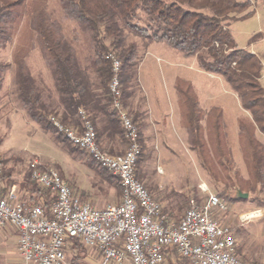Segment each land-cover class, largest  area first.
Instances as JSON below:
<instances>
[{"label":"rangeland","instance_id":"374dc122","mask_svg":"<svg viewBox=\"0 0 264 264\" xmlns=\"http://www.w3.org/2000/svg\"><path fill=\"white\" fill-rule=\"evenodd\" d=\"M26 1L30 4L37 2ZM249 1L248 11L253 14L230 23L228 29L239 48L246 49L259 58L262 65L259 82L264 89V41L256 42L264 36V7L262 0ZM44 2L51 20L61 27L64 40L73 48L75 58L83 69L92 56L88 34L81 31L75 22L64 17L58 0ZM26 22L27 12L20 14L10 42L0 48V62L11 64L4 74L0 90L1 166L9 173L12 182L20 181L28 174L29 162L37 159L44 167L57 169L74 194L93 206L100 207L102 204L97 203L107 199L109 192L117 194L116 179L98 168L83 151L73 147L61 134L45 131L32 121L16 97L12 58L22 56L36 80L40 99L47 108L57 109V94L51 72L36 42L29 36ZM132 22L144 26V14L140 12ZM124 32L126 40L137 45L135 80L131 85L126 112L130 117L133 113L138 115L142 145L139 181L146 185L148 191L150 186L158 192H165L164 194L184 197V210L190 197L201 199L200 186H205L209 192L218 195L225 203L226 210L216 212L214 216L221 225L229 228L238 253L239 229L246 228L248 223L258 222L262 225L261 218L264 219V212L263 217L251 218L247 222L239 219L245 209L264 208V184L252 187L249 158L244 149L245 144L239 137V124L247 122L250 114L241 108L238 95L224 79L202 71L196 64L195 57L185 58L166 44L153 42L149 53L142 60L150 43L144 47V40L139 36L127 29ZM179 61L182 65L177 64ZM176 78L196 99L200 108L202 156L190 150L185 130L186 110L176 88L175 93L172 90ZM208 111L213 112L210 115ZM216 114L220 116L219 146L228 159V163L224 165H220L219 160L214 157L215 143H210V139L213 141L210 125ZM254 137L264 147V135L255 130ZM144 176L146 183L143 181ZM101 179L108 180L110 185L103 187ZM238 192L246 194V197L239 198ZM107 204L109 203L104 205ZM66 253L70 259L72 252L68 247Z\"/></svg>","mask_w":264,"mask_h":264},{"label":"trees","instance_id":"16d2710c","mask_svg":"<svg viewBox=\"0 0 264 264\" xmlns=\"http://www.w3.org/2000/svg\"><path fill=\"white\" fill-rule=\"evenodd\" d=\"M44 1L37 0L30 4L26 0H0V48L10 42L17 19L20 14L27 12L28 34L36 42L55 85L57 109H49L40 99L36 80L30 74L23 57L12 58L14 91L22 109L32 121L55 135L57 133L48 120L50 116L80 130L79 111L84 115L87 111H93L99 106L100 97L105 101L102 106L116 117L108 89L112 77L111 62L107 57L109 54L120 62L119 101L126 110L131 85L135 80L137 51V45L126 40L124 29H127L144 40V47L152 42H162L185 58L195 57L202 71L224 79L238 95L241 108L250 114L247 122L239 124V137L245 144L244 149L249 158L252 187L264 184V147L254 137L255 130L264 135V89L259 82L262 65L255 54L237 47L227 29L230 23L253 14L248 11L249 0H58L64 17L75 22L89 36L92 56L83 69L75 58L73 48L64 40L61 27L51 20ZM262 4L264 7V0ZM140 12L144 14V26L132 22ZM10 67V63L0 62V90L4 74ZM175 88L186 110L185 130L190 150L202 156L200 108L196 99L180 83L177 82ZM211 112L208 111V114L211 115ZM217 116L210 125L213 135L210 143H215L214 157L220 165H224L228 159L219 146L220 116ZM131 119L139 134L138 115L133 113ZM88 121L93 126L92 121ZM139 143L141 152L136 162L138 181L142 153L140 134ZM6 177L9 175L1 166L0 181ZM11 183L9 180L7 186ZM20 186L28 194L25 203H43L46 209L49 207L47 190L30 179L29 169ZM84 249L76 238L68 241L73 264H79V254Z\"/></svg>","mask_w":264,"mask_h":264},{"label":"built area","instance_id":"2783aa9c","mask_svg":"<svg viewBox=\"0 0 264 264\" xmlns=\"http://www.w3.org/2000/svg\"><path fill=\"white\" fill-rule=\"evenodd\" d=\"M107 57L112 71L108 89L125 140L124 152L111 156L102 151L92 124L81 111L80 130L53 116L48 120L73 147L116 179L120 201L95 207L74 195L57 169L46 168L33 159L28 164L29 177L47 190L49 207L25 203L13 186L0 197V230L7 225L15 230V249L22 264H73L66 253L72 238L83 247L96 250L102 264H120L125 260L131 264H161L170 249L189 264H250L237 255L229 228L214 216L226 210L225 203L205 186L199 187L201 199L190 197L181 218L173 221L138 181V129L119 101L120 62L112 54ZM258 216L260 212L253 211L239 219L246 221Z\"/></svg>","mask_w":264,"mask_h":264},{"label":"crops","instance_id":"0c3cea01","mask_svg":"<svg viewBox=\"0 0 264 264\" xmlns=\"http://www.w3.org/2000/svg\"><path fill=\"white\" fill-rule=\"evenodd\" d=\"M263 41H264V36L263 38L261 37L256 42L261 43ZM152 43L149 44L146 51L144 52V55L142 56V60L144 56L149 53L150 46ZM177 64L182 65L181 61H179ZM169 65L171 64L169 63ZM190 69L193 68L190 67ZM176 83H177V78L174 79L173 81V87H172L173 93H175L174 90ZM100 99L101 100L98 103L99 106L93 109V111H87L85 115L88 118V120H91L93 123V127L95 128L94 130L96 134V141L100 149L111 156L121 155L126 147L125 140L121 133V128L117 122L116 117L111 113V111L109 109H105V107L102 106L105 103L104 99H102L101 97ZM100 106H102L103 108H100ZM5 173L9 175L7 171ZM9 180L10 177H6L2 181H0V197L4 196L8 192L10 187L13 186L18 198L24 201V199L28 197V194L20 186L22 180L20 181L15 180L13 181V183L7 186ZM143 181L144 183H146L145 176L143 177ZM101 183H103V187L106 186L108 187L110 185V182L106 179H101ZM143 186L146 188V185L143 184ZM115 187L117 188L116 189L117 194L113 195L109 192L106 195L107 199L102 200V203H97V204H102V206L100 207H103L105 203L116 204L120 201L121 193L117 183H115ZM148 187H149L148 192L152 196L153 200L156 201L161 206L162 213L165 214L169 219L173 221H178L184 212L185 201L182 200V198L184 197H180V195H176L172 193H170L169 195L164 194L165 192L164 193L162 191L158 192L154 187L152 188L150 186ZM74 195L78 196L81 200H84L79 195L77 194ZM245 210L246 211H244L242 214H246L253 211H259L260 216L258 217L260 218L263 217L262 216V212H264L263 207L261 208L255 207ZM261 219L263 226L258 222H256L254 224L248 223L246 225V228L239 229V238H238L239 254L238 253L237 254L238 256L240 255L239 257L242 260H245L247 263L250 264H264V229H260L261 227H264V219L263 218ZM248 220L244 222H247ZM15 245H16L15 230L11 226L7 225L2 230H0V264H22V261L16 252ZM86 250H84L79 254L80 255L79 264H102L100 254L96 250L87 249V248ZM120 264H131V263L128 260H125ZM161 264H189V263L186 260L180 258L174 249H170L165 252L163 262Z\"/></svg>","mask_w":264,"mask_h":264},{"label":"water","instance_id":"95a60500","mask_svg":"<svg viewBox=\"0 0 264 264\" xmlns=\"http://www.w3.org/2000/svg\"><path fill=\"white\" fill-rule=\"evenodd\" d=\"M238 197L239 198H245L246 197V194H241L240 192H238Z\"/></svg>","mask_w":264,"mask_h":264}]
</instances>
